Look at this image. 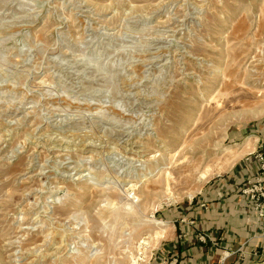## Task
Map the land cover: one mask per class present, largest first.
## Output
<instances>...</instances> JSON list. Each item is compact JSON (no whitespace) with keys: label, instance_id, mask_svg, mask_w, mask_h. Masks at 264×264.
Segmentation results:
<instances>
[{"label":"rangeland","instance_id":"obj_1","mask_svg":"<svg viewBox=\"0 0 264 264\" xmlns=\"http://www.w3.org/2000/svg\"><path fill=\"white\" fill-rule=\"evenodd\" d=\"M262 139L264 0H0V264H171L180 210Z\"/></svg>","mask_w":264,"mask_h":264},{"label":"crops","instance_id":"obj_2","mask_svg":"<svg viewBox=\"0 0 264 264\" xmlns=\"http://www.w3.org/2000/svg\"><path fill=\"white\" fill-rule=\"evenodd\" d=\"M258 171L246 162L208 184L180 210L168 249L172 264H249L264 259V217L259 219L239 192L243 181ZM203 235L205 241L199 239Z\"/></svg>","mask_w":264,"mask_h":264},{"label":"bare ground","instance_id":"obj_3","mask_svg":"<svg viewBox=\"0 0 264 264\" xmlns=\"http://www.w3.org/2000/svg\"><path fill=\"white\" fill-rule=\"evenodd\" d=\"M241 82V81H240ZM239 82V83H240ZM240 85V84H239ZM261 85V84H260ZM224 92V90L222 91ZM226 92V91H225ZM221 94V93H220ZM224 94V93H222ZM228 95V94H227ZM218 96V95H217ZM222 96V95H221ZM225 99L227 96H224ZM256 97V96H255ZM214 98V97H213ZM212 98V99H213ZM215 100V99H214ZM259 100V99H258ZM216 102V101H215ZM217 104H219L218 102H216ZM240 104V103H239ZM220 106V105H218ZM217 106V107H218ZM219 112V110L217 108H213L212 110H208L204 112V118L206 119H210L213 117V115H217ZM254 114H258V112H255ZM218 116V115H217ZM215 120V119H214ZM209 126V125H208ZM207 136V135H206ZM206 138V137H205ZM189 140V139H188ZM256 138L255 137H251L246 139V141L240 145L238 148H232V149H225V153L223 155V157H218L214 160H209L206 164H204V159L206 156L213 154V149L210 150V152H208L207 150H205L203 152V156H199L196 157L192 162L188 163L187 165H185L186 171L190 174L192 172H195V170L201 165V163L203 162L204 166L203 169L200 171H198V175L196 177L197 182H200L202 180H205L208 176L213 175V174H220L223 171H225L226 169H228L230 167V165L234 162L235 159H237L238 157L249 153L250 150L253 149L254 147V142H256ZM187 141V140H186ZM184 144V143H183ZM187 144V143H186ZM209 144V143H208ZM191 146V145H190ZM197 147V146H196ZM215 147V146H214ZM208 148V147H207ZM216 148V147H215ZM192 150V149H191ZM190 150V151H191ZM197 150V148H196ZM203 151V150H202ZM215 151V150H214ZM176 154V153H174ZM173 154V156H174ZM181 158V157H180ZM184 158V157H183ZM186 158V157H185ZM193 159V158H192ZM185 159H182L180 161H184ZM177 162V161H176ZM187 163V162H186ZM197 172V171H196ZM164 173V172H163ZM167 175H165L166 177L164 178V185L166 187L167 190H169V176L170 173H166ZM164 175V174H163ZM162 175V176H163ZM157 179V178H155ZM207 180V179H206ZM154 181V180H153ZM162 183V182H161ZM155 184V183H154ZM190 195V194H189ZM188 195V196H189ZM153 223L157 226V230L153 231V236L151 235L150 238H155L156 241L159 239H164L167 235V230L168 228L162 223V221L160 220H153Z\"/></svg>","mask_w":264,"mask_h":264},{"label":"built area","instance_id":"obj_4","mask_svg":"<svg viewBox=\"0 0 264 264\" xmlns=\"http://www.w3.org/2000/svg\"><path fill=\"white\" fill-rule=\"evenodd\" d=\"M258 163L260 164L258 166V174L245 179L239 188V192L252 204L260 219L264 217V163ZM206 238L205 235L199 237V239L203 241H205Z\"/></svg>","mask_w":264,"mask_h":264}]
</instances>
